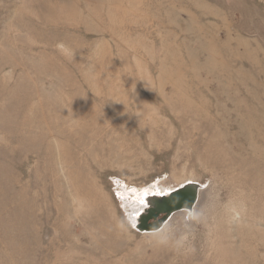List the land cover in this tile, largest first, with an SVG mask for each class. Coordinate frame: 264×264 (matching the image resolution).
Returning a JSON list of instances; mask_svg holds the SVG:
<instances>
[{
	"label": "rangeland",
	"instance_id": "obj_1",
	"mask_svg": "<svg viewBox=\"0 0 264 264\" xmlns=\"http://www.w3.org/2000/svg\"><path fill=\"white\" fill-rule=\"evenodd\" d=\"M0 264H264V0H0Z\"/></svg>",
	"mask_w": 264,
	"mask_h": 264
},
{
	"label": "water",
	"instance_id": "obj_2",
	"mask_svg": "<svg viewBox=\"0 0 264 264\" xmlns=\"http://www.w3.org/2000/svg\"><path fill=\"white\" fill-rule=\"evenodd\" d=\"M200 188L199 183L187 181L167 194L143 195L145 206L137 213L134 228L140 232L159 230L174 212L183 209L192 210Z\"/></svg>",
	"mask_w": 264,
	"mask_h": 264
},
{
	"label": "bare ground",
	"instance_id": "obj_3",
	"mask_svg": "<svg viewBox=\"0 0 264 264\" xmlns=\"http://www.w3.org/2000/svg\"><path fill=\"white\" fill-rule=\"evenodd\" d=\"M182 184H183V183H182ZM168 193H169V192H168ZM143 195H144V194H143ZM145 195H146V194H145ZM145 195H144V196H145ZM148 195H149V194H148ZM144 196H143V197H144ZM144 206H145V204H144ZM192 209H193V208H192ZM141 210H142V209H141ZM141 210H140V211H141ZM183 210L188 211V210H186V209H183ZM140 211H139V212H140ZM139 212H138V213H139ZM136 215H137V214H136ZM135 217H136V216H135ZM134 224H135V220H134Z\"/></svg>",
	"mask_w": 264,
	"mask_h": 264
},
{
	"label": "snow or ice",
	"instance_id": "obj_4",
	"mask_svg": "<svg viewBox=\"0 0 264 264\" xmlns=\"http://www.w3.org/2000/svg\"><path fill=\"white\" fill-rule=\"evenodd\" d=\"M140 203H141V204H144V201H143V200H141V201H140Z\"/></svg>",
	"mask_w": 264,
	"mask_h": 264
}]
</instances>
